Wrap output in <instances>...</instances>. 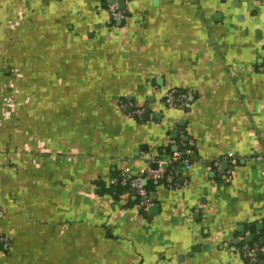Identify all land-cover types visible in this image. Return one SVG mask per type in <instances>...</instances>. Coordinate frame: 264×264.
Masks as SVG:
<instances>
[{"label":"crops","instance_id":"1","mask_svg":"<svg viewBox=\"0 0 264 264\" xmlns=\"http://www.w3.org/2000/svg\"><path fill=\"white\" fill-rule=\"evenodd\" d=\"M109 4L0 0V264H244L264 234V0H124V22ZM148 158L178 162L152 213L109 186Z\"/></svg>","mask_w":264,"mask_h":264},{"label":"built area","instance_id":"2","mask_svg":"<svg viewBox=\"0 0 264 264\" xmlns=\"http://www.w3.org/2000/svg\"><path fill=\"white\" fill-rule=\"evenodd\" d=\"M107 9L113 21L124 22L127 20L126 12L119 9L118 0H111V4L107 6ZM260 72L264 73L263 67L260 68ZM164 103L168 108L184 110L189 105V95L182 92L171 91L165 95ZM144 114L145 111L141 109L133 111V116L138 119H141ZM175 157L179 158L180 155L176 154ZM148 161L149 163L157 164V169H147L145 173L140 176H132L127 172H123L109 181L110 187L126 188L127 193L139 199L138 205L144 212H147L148 209L153 206L154 202L142 185L143 181H159L165 177V183L168 188L178 186V175L176 171L166 174L165 167L167 164L163 165L153 158H148ZM256 161L264 167V153L260 154L256 158ZM171 163L172 161L168 164ZM186 167H188L187 162ZM261 241L262 243L242 244L240 246L237 253L244 264H261V259L264 258V236L261 238Z\"/></svg>","mask_w":264,"mask_h":264},{"label":"trees","instance_id":"3","mask_svg":"<svg viewBox=\"0 0 264 264\" xmlns=\"http://www.w3.org/2000/svg\"><path fill=\"white\" fill-rule=\"evenodd\" d=\"M156 160H158V159H156ZM171 164H172L171 166H168V167L165 168L166 174H169V173L173 172V170L177 168L178 162H173ZM145 182H146V184H145L144 188L149 193V195H151L154 192L156 184L157 185L158 184H163V185L165 184V177H163L159 181L146 180ZM110 189H111L110 191L114 192L115 194H122L123 192L127 191L126 188H122V187H110ZM136 200L139 202V199L136 198ZM263 236H264V234H262V237ZM254 243H257V242H254ZM261 260H262L261 263L264 262V258H262Z\"/></svg>","mask_w":264,"mask_h":264},{"label":"water","instance_id":"4","mask_svg":"<svg viewBox=\"0 0 264 264\" xmlns=\"http://www.w3.org/2000/svg\"><path fill=\"white\" fill-rule=\"evenodd\" d=\"M108 3H110L111 4V0H108ZM118 3H119V9L120 10H123L124 8H125V6H124V0H118ZM175 152H177V151H175ZM151 168H153L154 170H156L157 169V165L155 164V165H153V167H151ZM145 184H146V182L145 181H143L142 182V185L143 186H145ZM150 197L153 199L154 198V194H151L150 195ZM155 209H156V207L155 206H152V207H150L149 209H148V213H152V212H154L155 211ZM249 228H251V227H249ZM262 229V225L261 224H258V225H256V229ZM252 241H253V239L251 238V237H245V239H244V242L246 243V244H250V243H252ZM259 243H262V241L261 240H259ZM2 243H0V247H2ZM262 264V263H261Z\"/></svg>","mask_w":264,"mask_h":264}]
</instances>
